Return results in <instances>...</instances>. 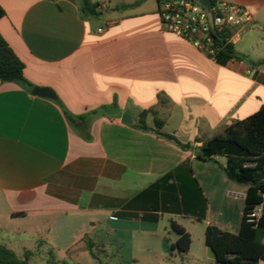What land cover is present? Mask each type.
Instances as JSON below:
<instances>
[{
	"label": "crops",
	"instance_id": "0c3cea01",
	"mask_svg": "<svg viewBox=\"0 0 264 264\" xmlns=\"http://www.w3.org/2000/svg\"><path fill=\"white\" fill-rule=\"evenodd\" d=\"M223 1L253 17L232 38L241 59L226 65L164 33L158 0H92L96 17L82 15L81 0H0V34L25 63V77L59 101L0 81V238H14L5 245L17 248L31 221L82 218L95 228L99 215L111 229L168 216L192 237L185 220L238 233L236 205L247 187L227 177V158L201 160L134 127L147 111L148 127L160 120L161 131L200 147L264 106V0ZM62 106L76 115L106 108L91 125L92 142L71 128ZM124 112L134 125L121 122ZM186 164L206 200L201 221L181 200ZM170 172L175 177L164 182ZM186 198L192 208L200 200L187 191Z\"/></svg>",
	"mask_w": 264,
	"mask_h": 264
},
{
	"label": "trees",
	"instance_id": "16d2710c",
	"mask_svg": "<svg viewBox=\"0 0 264 264\" xmlns=\"http://www.w3.org/2000/svg\"><path fill=\"white\" fill-rule=\"evenodd\" d=\"M217 0H211L214 4ZM83 3L82 15L85 17H96L97 3L92 0H81ZM5 12L0 6V19ZM214 38L219 44L215 61L226 65L233 59H241L232 42L226 39L231 33H220L214 30ZM263 62L253 63L260 65ZM25 63L9 46L0 34V81L2 83H15L28 92H32L34 85L24 75ZM59 103L58 100H56ZM64 115L71 128L86 142H92L91 125L99 117L106 116V108L101 107L86 113L76 115L62 106ZM154 112V111H152ZM148 112L140 115L139 122L135 128L152 132L160 138L166 139L184 151H195L201 160H212L215 156H225L227 164L223 167L227 177L247 187L244 197V210L240 229L238 233L222 231L216 225H208L205 230V242L213 254L217 264H259L264 261V212L256 224L249 217L250 212L258 205L264 206V106L250 117L237 121L228 126L221 135L195 147L191 143L181 142L175 135L161 131L163 122L157 120L155 128L148 127L145 116ZM187 174L186 181H181L180 193L185 213H194L197 220L201 221L205 215L206 200L202 194L197 180L192 176L189 165L181 166ZM175 177L174 172L167 174L162 180L164 182ZM185 182V183H184ZM171 188L175 189V186ZM186 191L200 196V200L193 202L195 207H190V200L186 198ZM193 198V197H190ZM192 202V201H191ZM173 210L179 211L177 197L171 199ZM199 211V212H198ZM171 229L176 233L177 239L170 246L171 256H183L187 254L192 245V236L177 221L171 220ZM89 253L94 258V243L85 239ZM30 251H26L20 257L13 249L5 244H0V264H29ZM62 264H69L64 262ZM130 264V263H123Z\"/></svg>",
	"mask_w": 264,
	"mask_h": 264
},
{
	"label": "rangeland",
	"instance_id": "374dc122",
	"mask_svg": "<svg viewBox=\"0 0 264 264\" xmlns=\"http://www.w3.org/2000/svg\"><path fill=\"white\" fill-rule=\"evenodd\" d=\"M225 161V159H224ZM236 205L238 225L242 219L244 200L240 197ZM95 228L85 219L70 222L39 223L31 221V231L22 233L17 248L20 257L31 252L29 264H216L205 243V224L185 220L183 223L192 231V246L188 256H171L170 246L177 235L171 229L168 216L159 223H134L111 229L105 215H99ZM36 230V231H34ZM83 232L89 233L95 243V258L90 255L86 243L81 240ZM5 237L7 231L2 233ZM13 236V233H10ZM14 241L0 238V244ZM10 245V244H8Z\"/></svg>",
	"mask_w": 264,
	"mask_h": 264
},
{
	"label": "built area",
	"instance_id": "2783aa9c",
	"mask_svg": "<svg viewBox=\"0 0 264 264\" xmlns=\"http://www.w3.org/2000/svg\"><path fill=\"white\" fill-rule=\"evenodd\" d=\"M161 30L173 34L215 60L219 44L214 30L231 33L232 38L251 26L252 14L239 5L217 0L206 10L198 0H158ZM212 15V24L209 20ZM213 25V26H212ZM264 212L263 204L256 206L249 214L251 221L259 222Z\"/></svg>",
	"mask_w": 264,
	"mask_h": 264
},
{
	"label": "water",
	"instance_id": "95a60500",
	"mask_svg": "<svg viewBox=\"0 0 264 264\" xmlns=\"http://www.w3.org/2000/svg\"><path fill=\"white\" fill-rule=\"evenodd\" d=\"M198 2L206 9L209 10L211 7V0H198ZM81 8H83V3L81 5ZM209 20L212 24V15L209 12ZM213 26V25H212ZM32 94L34 96L42 97V98H48L52 100L57 99V95L55 91L50 87H42V86H34L32 89ZM121 122L126 125H134V119L132 115L128 112H124L121 116Z\"/></svg>",
	"mask_w": 264,
	"mask_h": 264
}]
</instances>
